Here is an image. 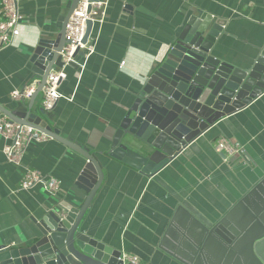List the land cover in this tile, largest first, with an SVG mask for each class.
Instances as JSON below:
<instances>
[{"label":"crops","instance_id":"0c3cea01","mask_svg":"<svg viewBox=\"0 0 264 264\" xmlns=\"http://www.w3.org/2000/svg\"><path fill=\"white\" fill-rule=\"evenodd\" d=\"M23 37L0 50V103L10 91L31 81L28 52L54 21L66 0H17ZM224 19L214 52L239 64L264 54V0H107L102 22L90 40L94 52L66 67L54 108L37 113L63 137L85 148L104 149L121 120L131 92L147 74L153 55L172 39L192 13ZM124 61L122 68H119ZM220 136L243 147L239 159L226 164L214 149ZM0 136V244L20 243L34 230L32 216L48 198L40 185L13 192L22 168L6 161ZM84 163L57 140L31 143L23 164L69 181ZM264 172V92L244 108L202 133L152 176L112 161L106 182L95 196L87 226L106 244L136 255L141 264H165L156 247L167 217L180 203L203 223L217 218L243 193L254 174Z\"/></svg>","mask_w":264,"mask_h":264},{"label":"water","instance_id":"95a60500","mask_svg":"<svg viewBox=\"0 0 264 264\" xmlns=\"http://www.w3.org/2000/svg\"><path fill=\"white\" fill-rule=\"evenodd\" d=\"M78 1L63 3L54 29L44 30L28 52L31 80H39L31 97L0 103V113L44 132L84 163L67 190L31 217L35 230L29 236L17 244H0V264H124L122 251L91 233L86 223L106 182L104 169L116 161L152 176L202 133L264 92V54L239 64L217 56L214 47L226 21L198 11L157 49L106 147L85 148L61 136L35 105L51 70L77 68L84 57L79 49L73 60L65 62L62 56L68 43L65 25ZM92 27L87 20L83 43ZM156 247L165 255V264H264V172L254 174L239 198L209 223L179 203Z\"/></svg>","mask_w":264,"mask_h":264},{"label":"built area","instance_id":"2783aa9c","mask_svg":"<svg viewBox=\"0 0 264 264\" xmlns=\"http://www.w3.org/2000/svg\"><path fill=\"white\" fill-rule=\"evenodd\" d=\"M0 5L1 50L6 46L18 44L23 37V33L21 31L22 15L18 10L17 0H0ZM88 6H90L89 11L87 10ZM106 6L107 0L78 1L65 25V37L68 40V43L65 44L62 50L65 62L73 60L76 49L83 50L84 56L85 54L90 55L94 52L95 48L93 42L90 40V35L87 42H82L86 29V21L90 20L93 24L97 21L102 22ZM123 65L124 61H121L119 68H122ZM65 68L51 70L45 79L39 97L40 105L46 111L52 110L60 98L71 99V97L64 96L58 90L60 83L67 76ZM38 84L39 80L33 79L22 89L11 90L9 95L14 100L23 99L27 101ZM0 136L4 140L1 150L6 161L22 168L19 184L13 192L19 190L29 191L35 185H40L44 194L50 199H57L62 195L64 190L62 181L59 178L49 173H42L23 164V158L30 144L49 140L51 139L50 136L34 127L12 122L2 113H0ZM214 149L221 155L222 161L226 164L231 163L233 159H239L243 153L241 144L225 136H220L216 140ZM120 259L124 264H141L140 259L136 255L124 251L121 252Z\"/></svg>","mask_w":264,"mask_h":264},{"label":"trees","instance_id":"16d2710c","mask_svg":"<svg viewBox=\"0 0 264 264\" xmlns=\"http://www.w3.org/2000/svg\"><path fill=\"white\" fill-rule=\"evenodd\" d=\"M0 8H1V5H0ZM0 19H1V12H0Z\"/></svg>","mask_w":264,"mask_h":264}]
</instances>
